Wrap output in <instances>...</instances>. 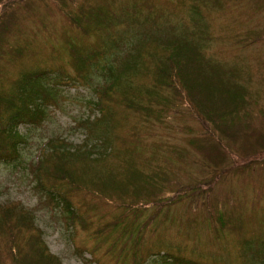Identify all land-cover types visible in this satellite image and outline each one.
Instances as JSON below:
<instances>
[{"label":"rangeland","instance_id":"obj_1","mask_svg":"<svg viewBox=\"0 0 264 264\" xmlns=\"http://www.w3.org/2000/svg\"><path fill=\"white\" fill-rule=\"evenodd\" d=\"M82 1L104 6L86 28L65 14L78 18ZM138 1L0 0L4 38L16 47L0 54L3 112L12 109L5 95L22 71L47 68L61 81L43 121L16 124L25 139L21 162L0 161V264H45L38 238L60 264H161L164 252L195 263L264 264V0H147L148 9ZM251 28L262 37L240 41ZM177 37L214 61L212 80L237 69L236 85L252 108L245 123L234 118L223 133L201 117L191 96L147 91L157 84L163 45ZM146 39L151 55L135 57L125 85L106 96L112 115L95 124L97 110L84 100L95 95L91 84L107 82L97 72L82 75L76 54L103 61L120 50L118 57L132 58L128 43ZM130 94L142 102L166 96L165 113L148 118V102L130 108ZM104 129L109 137L100 141ZM76 146L83 147L58 163L71 177L57 169L55 175L58 155ZM130 163L142 173L137 182L126 176ZM154 171L161 188L145 191L143 173ZM48 190L65 193L77 217L56 207Z\"/></svg>","mask_w":264,"mask_h":264},{"label":"trees","instance_id":"obj_2","mask_svg":"<svg viewBox=\"0 0 264 264\" xmlns=\"http://www.w3.org/2000/svg\"><path fill=\"white\" fill-rule=\"evenodd\" d=\"M140 2H142V4L146 6L147 9L153 7L151 4L152 2L147 0L138 1L136 6L140 7ZM198 2L200 3L201 0H198ZM103 7L104 6L100 5L99 3L87 2V4H85V1H82L79 5L78 18L73 16L69 11H66L65 14L68 16V20H71L73 24L78 25V27L80 28H86L85 24L89 21L92 22V20H95V15L99 11L104 9ZM155 15L157 16L158 13H155ZM6 24L7 23L0 25V45L3 46V49L0 50V54H2V50L4 51V53L8 54V52H12L13 49H16L15 44H9L8 40L4 38V36L6 35L4 33V30H8ZM249 32H251V34ZM262 35H260V32L255 33L254 29L251 28L245 30L244 34L238 38L240 41H246L247 39H251V37L261 38ZM174 39L175 40L167 42L166 44H164L165 42L163 43V52L160 53V60L155 65V71L153 72V76L155 81H157V84L153 83L154 88L147 91H156L161 93V89H167L168 91L170 90V92L174 94L179 100L181 99L180 93L183 95L191 96L192 99H194L193 105L196 110H198L201 117L208 120V122H210L212 126H216L223 133L225 130L223 131L221 128H224L227 123L234 121V118H239V120L237 121L238 123H245L251 115L252 108L250 107V105L248 106V101L246 99L247 97H245L244 95V93L246 94V91L243 92V87L236 85L235 77L238 73L237 69L231 67L228 69V73L225 76L226 78L223 75V77H217L212 80L211 72H214L216 68L214 66V61L212 59L209 60V57L204 56L200 50L199 52H194L193 43L189 41L187 42L186 38L177 37ZM112 42L115 48H121L123 46L118 39H112ZM21 47L22 45L19 46V49ZM109 47L110 46L101 50L103 51L102 53L110 50ZM128 47L134 53V56L132 58L128 55H126L125 57L124 55L118 57L120 54V50H118V55H113L114 53L112 52V54L110 55L111 57L109 56L108 58L103 59V61L99 58H92L90 54H76V56L78 57L77 62L80 63L78 65V69L80 70L82 75H84L85 73H87V75H94V73L97 72L96 75L99 76L100 80L107 82L105 83V85H101L100 82L91 84V87L93 89L92 91L93 93H95V95L84 100L85 103L89 104V107L91 109L97 110V112L95 113L96 116H94L92 119L95 124L98 121H101V124L104 121L106 122L109 119L110 115H112L110 109H108L109 104L107 103L108 98H106V96L110 97V89L112 87L115 92L116 90L119 91L118 89L121 85H125L123 84L125 82L124 78H126L124 75L128 72H133L137 67H135V65H132L135 57H146L151 55V49L148 48L149 42L147 39L145 41L143 40L139 42L136 47L128 43ZM118 58L121 60V62H119ZM125 62H128V65L124 67L123 63ZM185 73L188 75L189 73L191 74L189 75V77H187ZM41 81H44V84ZM221 81H225L226 85L221 84ZM60 82L61 81H57L53 77V74H50V70H48L47 68H36L31 69L30 71L25 70L21 72L20 77L17 80L16 90L5 95L8 96V99L4 100L5 106L12 108L9 111L10 114L9 112L5 114L0 108L1 162L12 164L15 162H21L20 155L22 150H20L21 147L19 145V142L25 139L23 138V134H21V132L16 129V124L23 123L27 125L30 123L32 125L40 122L41 120L43 121L46 116L45 109L49 104L53 105V102L55 103L58 96H60V94L58 93ZM132 82L133 81L130 78V81L127 82L126 85H130ZM227 83H229V85H227ZM120 92L126 94V92L124 91ZM141 99L142 98H136L135 95L130 94V96L127 97L126 100L128 102V107H134L138 109L140 107L139 104L148 102L147 105L143 106L144 109L148 112L147 117L154 118L156 120H159V116H161L163 112L165 113L164 108L166 107V102H168L166 96H159L157 100V98H155V95H153L152 97L148 95L145 102H142ZM259 109L260 107L257 108L256 111H258ZM82 122L84 121H80L79 124H81ZM9 131H12V134H14V136H12L11 139L9 138L7 141L3 137V135L8 133ZM107 131L105 129L102 131L101 136L103 137H100V141H106L105 138L109 137V135L105 134L107 133ZM92 143H94V141ZM92 143L90 144V147ZM82 145L86 146L85 142L82 143ZM82 147H72L67 149V151L65 152H61V154L58 155L60 157V160H57L53 166L55 175L57 169L61 170L63 173L66 171L69 172V174L67 173V175L71 177L72 173L69 171V169H66L63 165L58 166V163L63 161L67 162V156L75 155L77 150L81 149ZM91 148L90 150H92ZM83 150L87 151V147H84ZM51 153L52 152H50L49 155ZM76 157L81 158L82 154H79ZM126 166L129 167L126 169L125 173L128 179H130V182L132 180L136 182L139 181V179H141L140 175L142 174L140 170L138 172L132 163L126 164ZM143 174L145 175V179L148 181L143 187L145 191L150 190L149 188H151V190H157L161 188L158 182L159 176L155 171L151 173L145 172ZM77 178L82 179L81 177ZM65 180L71 181L70 178H67ZM48 193V196L52 200H54V202H56V207L63 206L65 211L69 212L68 214H72V216L77 217V214H75L76 211L72 210L69 201H67L65 193L58 192L56 195L51 190H48ZM219 220L221 221L220 217ZM36 240L40 243H37L39 247L38 254L42 255L41 258L45 261V264H58L59 262L57 261L55 255L45 251V245L42 244L44 243L42 239L38 238ZM164 253L161 254V264H208L204 262L195 263L194 261H190L185 258H176L175 256H172V254L165 253V255Z\"/></svg>","mask_w":264,"mask_h":264},{"label":"clouds","instance_id":"obj_3","mask_svg":"<svg viewBox=\"0 0 264 264\" xmlns=\"http://www.w3.org/2000/svg\"><path fill=\"white\" fill-rule=\"evenodd\" d=\"M19 128H20V125H17V130H19Z\"/></svg>","mask_w":264,"mask_h":264}]
</instances>
